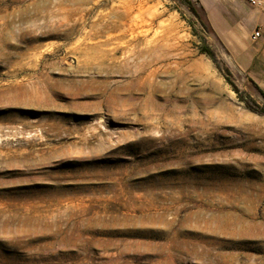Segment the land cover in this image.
Instances as JSON below:
<instances>
[{
  "label": "rangeland",
  "instance_id": "1",
  "mask_svg": "<svg viewBox=\"0 0 264 264\" xmlns=\"http://www.w3.org/2000/svg\"><path fill=\"white\" fill-rule=\"evenodd\" d=\"M228 65L199 0H0V264H264V94Z\"/></svg>",
  "mask_w": 264,
  "mask_h": 264
},
{
  "label": "crops",
  "instance_id": "2",
  "mask_svg": "<svg viewBox=\"0 0 264 264\" xmlns=\"http://www.w3.org/2000/svg\"><path fill=\"white\" fill-rule=\"evenodd\" d=\"M204 1L199 0L230 62L228 68L233 70L232 74L249 79L264 94V9L251 7L244 0H225L228 10L213 21ZM255 30L261 36L251 40Z\"/></svg>",
  "mask_w": 264,
  "mask_h": 264
},
{
  "label": "built area",
  "instance_id": "3",
  "mask_svg": "<svg viewBox=\"0 0 264 264\" xmlns=\"http://www.w3.org/2000/svg\"><path fill=\"white\" fill-rule=\"evenodd\" d=\"M250 5L254 7H259L261 5L259 0H246ZM261 36V33L259 30H255L254 33L251 35V40H256Z\"/></svg>",
  "mask_w": 264,
  "mask_h": 264
}]
</instances>
